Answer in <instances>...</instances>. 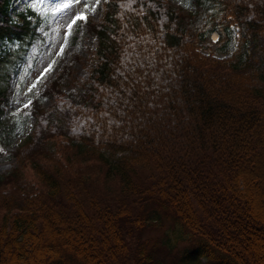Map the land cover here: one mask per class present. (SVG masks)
Returning <instances> with one entry per match:
<instances>
[{"label":"trees","instance_id":"16d2710c","mask_svg":"<svg viewBox=\"0 0 264 264\" xmlns=\"http://www.w3.org/2000/svg\"><path fill=\"white\" fill-rule=\"evenodd\" d=\"M186 1L192 14L169 0H104L99 21H81L92 54L76 52L19 116L35 122L0 175V264H264V0ZM14 3L0 0L6 147L20 124L7 108L57 14L13 15ZM234 29L235 50L213 56ZM147 205L189 247L175 256L143 239L156 226Z\"/></svg>","mask_w":264,"mask_h":264},{"label":"rangeland","instance_id":"374dc122","mask_svg":"<svg viewBox=\"0 0 264 264\" xmlns=\"http://www.w3.org/2000/svg\"><path fill=\"white\" fill-rule=\"evenodd\" d=\"M174 8H180L184 12L193 13L194 8L186 0H169ZM67 0H48L47 2H40V0H15L13 6V15L15 13L24 12L27 8L33 7L37 11L54 10L56 6L66 3ZM103 0H86L88 5L85 8L84 4H74L71 9L59 12L53 17L50 28L47 31V44L40 55L34 69L28 75L21 90L16 91L12 97L11 103L7 108V115L13 117L19 121V127L14 133V140L6 147V140L1 141L0 138V175L10 173L11 170L16 167V159L9 150H16L20 145L24 143L27 137L31 134L34 119L30 118L27 123L22 124L19 116L32 108L33 102L40 97L47 85L53 81L58 73L70 63L72 56L79 52L83 61H86L92 54L91 50L94 46V37L84 38L83 28L81 21H77V24L73 26L71 35L67 36V43H65V36L68 33L67 25L73 18V13L86 12L87 20L99 21L103 11ZM35 5V7H34ZM95 9L93 11L92 9ZM217 34L213 33L210 37L212 41L216 40ZM237 29L233 31V39L228 46L226 53H220L215 51L213 56L218 58H225L236 48ZM11 47V45H9ZM63 52L61 53V48ZM201 53L207 55L210 53V49L200 50ZM48 77L38 85L39 80L49 71ZM76 77L86 76L87 69L84 62H76L73 67ZM35 85V88H32ZM31 88V91L29 89ZM63 88L66 92L74 90V84L70 82H64ZM31 101L27 108L25 104ZM52 104L51 101L43 102L44 109H48ZM26 174L32 176L33 173L24 171ZM264 182V179H263ZM156 210L155 206L147 205L145 214L149 216L155 223V227H149L144 230L143 239L157 240L160 244H165L168 249L171 250V254L176 256V253L182 252L186 247H189L191 238L190 235L182 230L178 225H175L171 216L166 218L162 211H158V214H152ZM178 255V254H177ZM161 257V256H160ZM168 261V260H166ZM170 263V261L168 262Z\"/></svg>","mask_w":264,"mask_h":264},{"label":"snow or ice","instance_id":"6c2138e0","mask_svg":"<svg viewBox=\"0 0 264 264\" xmlns=\"http://www.w3.org/2000/svg\"><path fill=\"white\" fill-rule=\"evenodd\" d=\"M96 3L98 4L99 0H96ZM74 4H84L85 8L88 7L86 0H67L66 3L56 6L55 9L53 10V12L59 13L62 11L69 10L72 8V6ZM34 7H35V5H34ZM92 10L95 11L94 8ZM77 21H87L86 12L73 13V18H72L71 22L67 25L68 33L65 36V43H67V36L71 35V30H72L73 26L77 24ZM62 52H63V47L61 48V53ZM32 88H35V85H32ZM29 91H31V88L29 89ZM30 103H31V101H29L28 104H25L24 107L27 108Z\"/></svg>","mask_w":264,"mask_h":264}]
</instances>
